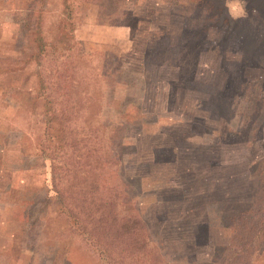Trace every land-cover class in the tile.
Returning <instances> with one entry per match:
<instances>
[{"label":"rangeland","instance_id":"obj_1","mask_svg":"<svg viewBox=\"0 0 264 264\" xmlns=\"http://www.w3.org/2000/svg\"><path fill=\"white\" fill-rule=\"evenodd\" d=\"M205 1L73 0L71 71L48 124L25 56L35 37L29 13L44 4L0 0V67L8 66L0 75V264H106L63 215L53 161L115 199L120 215L147 221L148 250L127 264H201L229 242L222 208L255 200L264 124L244 132L247 103L220 96L219 61L232 68L248 55L243 76L264 78V0ZM60 3L46 0V25ZM207 10L237 35L208 28L183 49L185 30L202 25ZM204 38L213 41L198 48ZM220 45L224 56L212 52ZM252 259L264 264V242Z\"/></svg>","mask_w":264,"mask_h":264},{"label":"trees","instance_id":"obj_2","mask_svg":"<svg viewBox=\"0 0 264 264\" xmlns=\"http://www.w3.org/2000/svg\"><path fill=\"white\" fill-rule=\"evenodd\" d=\"M40 1L44 6L29 13L34 23L35 37L33 44L25 45V56L34 63L33 71L40 82L36 96L44 98L43 115L45 122L49 124L54 123L60 113V90L64 88L63 84L71 71L66 51L75 45L76 28L73 21V0H60L61 3L58 4L60 12L56 14L53 23L47 25L46 12H44L46 0ZM214 13V15L210 14L207 10L202 25L198 23L192 30H185L183 35L185 40L181 42L183 49L187 50V45L197 46V37L206 33L208 28L219 29L220 26H227L225 28L227 32L237 35L234 25L229 22L218 24L219 15ZM261 29L259 27V30ZM192 32L195 36L190 38ZM170 40V35L165 34L161 45H169ZM211 41L213 40L201 39L198 48ZM222 45L212 52L222 53ZM222 55H226L225 52ZM248 61V55H244L240 62L231 60L232 68H230L226 65L227 59H221L219 63L222 66L223 86L218 87V90L224 100L242 99L241 102L247 103L244 132L254 136L264 124V90L262 91L264 78L261 76L254 79L243 76L244 68L238 65L240 63L244 65ZM49 63L53 64L51 70L48 68ZM3 68L0 67V75L5 74L4 70H8V66L4 70ZM54 79L57 82H53ZM242 131L243 128L239 132ZM50 164L54 191L59 197L63 215L73 223L74 232H77L88 246L98 251L106 264H127L130 259H140L143 254L145 255L149 241L153 238L150 236V227L143 217L120 215L115 199L84 188L75 175H70L72 179H69V174L57 171L60 165L55 164L54 161ZM62 180L66 182L64 181V185H59L63 183ZM224 206L228 208H222L224 212L221 217L224 227L231 229L229 242L217 246L213 257L204 260L201 264H253L252 252L259 242H264V174L260 176L257 195L252 203L228 202L224 203Z\"/></svg>","mask_w":264,"mask_h":264}]
</instances>
